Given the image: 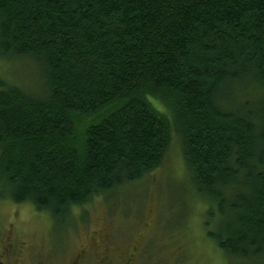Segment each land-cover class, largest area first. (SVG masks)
<instances>
[{
	"label": "trees",
	"instance_id": "1",
	"mask_svg": "<svg viewBox=\"0 0 264 264\" xmlns=\"http://www.w3.org/2000/svg\"><path fill=\"white\" fill-rule=\"evenodd\" d=\"M0 57L43 81L0 78L1 199L74 224L176 133L208 238L264 262V0H0Z\"/></svg>",
	"mask_w": 264,
	"mask_h": 264
},
{
	"label": "rangeland",
	"instance_id": "2",
	"mask_svg": "<svg viewBox=\"0 0 264 264\" xmlns=\"http://www.w3.org/2000/svg\"><path fill=\"white\" fill-rule=\"evenodd\" d=\"M0 78L34 93L43 83L28 58L0 57ZM209 206L196 193L174 133L157 169L76 207L74 224L56 222L29 203L0 198V256L13 249L19 264H70L84 248L87 255L80 264H101L106 256L114 264L129 258L132 264H253L227 261L208 238Z\"/></svg>",
	"mask_w": 264,
	"mask_h": 264
},
{
	"label": "flooded vegetation",
	"instance_id": "3",
	"mask_svg": "<svg viewBox=\"0 0 264 264\" xmlns=\"http://www.w3.org/2000/svg\"><path fill=\"white\" fill-rule=\"evenodd\" d=\"M83 249L79 251V254L73 258L70 264H80V260L84 258L85 255H87L86 249ZM102 260L104 261V263L101 264H114L109 256L104 257ZM132 261L133 260L129 258L125 261H122L120 264H132ZM19 262L20 261L18 260L16 254L13 253V249L11 250L10 254L6 252L5 254H2L0 256V264H19Z\"/></svg>",
	"mask_w": 264,
	"mask_h": 264
}]
</instances>
